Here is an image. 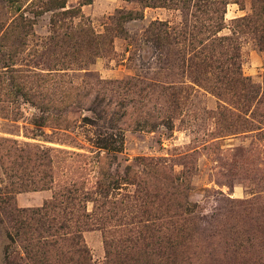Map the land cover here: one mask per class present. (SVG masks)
<instances>
[{
  "label": "rangeland",
  "instance_id": "rangeland-1",
  "mask_svg": "<svg viewBox=\"0 0 264 264\" xmlns=\"http://www.w3.org/2000/svg\"><path fill=\"white\" fill-rule=\"evenodd\" d=\"M0 264H264V0H0Z\"/></svg>",
  "mask_w": 264,
  "mask_h": 264
}]
</instances>
